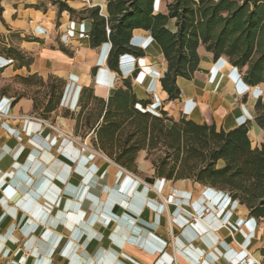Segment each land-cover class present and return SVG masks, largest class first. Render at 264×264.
Returning <instances> with one entry per match:
<instances>
[{
  "label": "crops",
  "instance_id": "1",
  "mask_svg": "<svg viewBox=\"0 0 264 264\" xmlns=\"http://www.w3.org/2000/svg\"><path fill=\"white\" fill-rule=\"evenodd\" d=\"M67 3L108 17L106 0ZM0 5V264H264V219L227 191L160 178L146 151L130 171L94 145L105 111L98 100L130 80L153 115L225 131L247 124L260 148L264 83L249 86L227 57L201 46L198 71L177 79L181 94L170 101L167 63L148 31H133L144 56L123 55L118 73L107 62L111 44L92 48L85 38L92 20L59 15L53 0ZM159 12L167 13L164 0ZM57 80L63 85L50 88Z\"/></svg>",
  "mask_w": 264,
  "mask_h": 264
},
{
  "label": "trees",
  "instance_id": "2",
  "mask_svg": "<svg viewBox=\"0 0 264 264\" xmlns=\"http://www.w3.org/2000/svg\"><path fill=\"white\" fill-rule=\"evenodd\" d=\"M67 1L53 0L58 14L67 11L92 20L90 46L110 43L108 66L118 73L123 55L144 56L131 43L133 31H148L167 63L161 84L170 101L181 94L177 79L192 80L198 71L201 46L215 60L227 57L249 86L264 83V0H164L167 13H155L156 0H106L107 18L99 6L77 11ZM172 20L175 31L169 28ZM62 85L49 83L50 88ZM98 101L105 111L94 145L117 164L136 171L138 154L146 151L156 176L227 191L251 216L264 219V143L252 146L247 124L225 131L214 124L175 120L164 111L153 115L146 110L150 101L137 99L130 80L107 102ZM256 112V123L264 129V98L258 99Z\"/></svg>",
  "mask_w": 264,
  "mask_h": 264
},
{
  "label": "built area",
  "instance_id": "3",
  "mask_svg": "<svg viewBox=\"0 0 264 264\" xmlns=\"http://www.w3.org/2000/svg\"><path fill=\"white\" fill-rule=\"evenodd\" d=\"M85 38H89V35L88 34H86L85 35ZM3 117H5V118H7V119H12V118H14L15 119V117H13V116H11V115H2ZM19 118H25V117H19ZM89 150V147L87 146V144H82V151L83 152H85V151H88Z\"/></svg>",
  "mask_w": 264,
  "mask_h": 264
},
{
  "label": "rangeland",
  "instance_id": "4",
  "mask_svg": "<svg viewBox=\"0 0 264 264\" xmlns=\"http://www.w3.org/2000/svg\"><path fill=\"white\" fill-rule=\"evenodd\" d=\"M141 154H142V153H139V154H138V157H137V165H138V163H139V160H140ZM144 154L146 155L145 160L151 162V160L147 158L148 153H144ZM151 164H152V162H151ZM152 166H153V165H152Z\"/></svg>",
  "mask_w": 264,
  "mask_h": 264
}]
</instances>
